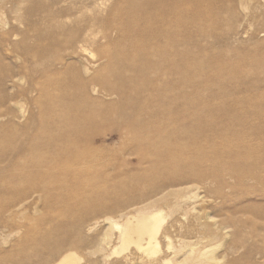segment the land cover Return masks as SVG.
I'll return each instance as SVG.
<instances>
[{
    "label": "rangeland",
    "instance_id": "obj_1",
    "mask_svg": "<svg viewBox=\"0 0 264 264\" xmlns=\"http://www.w3.org/2000/svg\"><path fill=\"white\" fill-rule=\"evenodd\" d=\"M54 1L6 0L0 6V14H3L1 16L3 21H0L1 58L15 68V63L22 64L24 61L15 53L18 51L24 56L26 44L31 45L40 58L43 56L39 67L42 72L32 74L30 71L27 75L24 72L19 73L23 80L17 81V87L24 89L23 98L27 99H17L20 101L18 104L16 101L7 102L6 108L10 109V113L0 117V202L8 200V185L12 179L17 180L19 186L16 190L19 193H22L27 182L32 180L50 179L49 181L58 185L56 186L58 188H51L49 196L42 195L41 192L40 195L36 191L32 192L24 205L13 213L0 212V258L6 257L8 261L6 264H56L65 253L64 250L66 252L72 250L78 255L79 264H140L141 254L133 246L129 251L113 253V249L118 245L116 234H113L110 244H104L103 252L98 251V245L108 228L106 217L119 218V211L134 213L138 205L154 198L149 195L151 187L142 180L133 190L142 196L138 200L141 204L126 203L116 209L110 208L120 196L114 193L113 189L123 179L133 174H143L163 160L159 152L147 156L143 152L133 150V145H146V152L153 151L154 147L150 145H181L178 140L185 141L183 145H218L223 141L224 135L228 136L230 145H236V152L240 151L243 145H264V118L257 117L260 111L264 112V92L257 87L260 82L256 80L260 77L251 70L255 64L264 66V31H260L264 30V25H258V22L245 17L247 12L264 14V1L260 7L249 4L247 9H243L237 0H137L138 4L144 5L152 14L154 22L168 21L170 28L167 29L165 26L157 28L158 25H150L151 19L145 20V16L132 14L128 10L131 5L129 0H90L89 6H84L81 12L71 13L63 10L57 19L50 14L51 9L60 6H53ZM29 8L34 9L32 13L28 12ZM16 15L22 16L23 24L15 21ZM144 25L150 36L157 31L162 32L164 37L169 33L172 37L171 51L174 56L169 68L175 84L172 107L167 112L172 114V117L180 114L186 118L185 121L177 122L170 130L168 143H164L166 138L164 134L155 135L141 142L137 140L135 134H121L119 130L110 127L107 121L112 114L107 111L109 107L119 103L106 96H101L104 98L102 101L98 100L100 94L92 91L89 97L90 104L100 109L102 120L93 121L92 129L67 135L48 130V134L53 138L64 139V144H41L36 138L40 106L45 104L47 107L52 101L48 95L35 99L42 88L49 87L47 83H39L37 90L31 93L26 90L32 85L30 75L36 78L61 75L71 78L74 74L81 73L82 65L79 58H71L66 51L60 53L64 63L53 65L48 54L51 44L60 43L65 37V31L71 27H88L90 39L94 40L88 45L95 54L92 59L90 55V60L93 61L94 58L96 61V65L91 68V76L106 61L102 57L103 48H114L122 44L124 47L127 46L128 35L139 34L141 40L139 31ZM29 29L34 30V36L23 41ZM150 36L146 41V51H151L153 47L163 43V40H154ZM197 55L203 59V66L186 64ZM180 70H185L182 83L177 81L176 77ZM227 75L233 76L234 81L224 83L221 78ZM261 78L264 79V75ZM77 82L74 81V85L71 84L68 89L73 90ZM201 87H210L212 91L197 101L193 100L195 96L202 95ZM240 97L242 102L239 101ZM62 101L58 98L53 103L62 105ZM151 102L143 103V107H152ZM224 103L230 105L231 110L230 116L225 118L218 114V107ZM18 105L23 106L22 109ZM192 105H197V112L201 116L214 109L215 116L220 120L218 125L210 124L204 127L206 136L200 139H195L193 135L185 136V131L193 119L188 112ZM180 108L186 112L179 111ZM154 118L153 122L163 123L161 117ZM44 153L66 155L58 160L54 170L62 171L63 175L64 169L72 168L78 170L77 174L68 178L65 176L51 178L39 170L29 177L18 175L19 171L39 168L30 158ZM20 154L23 155V160L19 158ZM90 156H95L96 160ZM249 165L251 169L260 171L264 176V150H258V154L255 153L253 159H250ZM248 181L242 183L247 184L243 186L240 184L233 192H229L227 197L212 201L214 205L221 203L224 205L222 210L214 212L216 216H221L225 209L231 214L230 221L227 222L231 224L227 229L230 235L219 238L220 242L230 241L234 237L236 225L231 221H235L238 226H255L256 232L264 234V180L251 177ZM98 185L105 190L94 193V188ZM203 190H200L201 193ZM88 192L90 212L82 215L79 211L89 204L85 199ZM20 195L16 196L18 200L22 197ZM163 215L167 220L164 226L169 228L173 250L178 252L177 259H183L187 251L185 244L192 243L203 247L207 240L211 239L202 238L203 234L199 232L196 219L192 215L186 219L177 215L183 225L178 223L175 227L170 226L174 216H171L167 207H163ZM78 222L81 224L79 228L76 227ZM54 226L64 228L73 238V243L63 244L58 251L54 250V243L50 240ZM168 244L169 241L162 237L160 246L162 250L167 251L165 255L170 252L174 254L173 250L168 251ZM20 247L33 248L39 258L19 261L17 255ZM221 251L222 249L218 253Z\"/></svg>",
    "mask_w": 264,
    "mask_h": 264
},
{
    "label": "bare ground",
    "instance_id": "obj_2",
    "mask_svg": "<svg viewBox=\"0 0 264 264\" xmlns=\"http://www.w3.org/2000/svg\"><path fill=\"white\" fill-rule=\"evenodd\" d=\"M5 1L0 0V6ZM262 1L264 0H237L243 9H247L249 4L260 7ZM89 2L90 0H55L53 6H60L51 9L50 14L52 17L54 16V19H57L58 14L63 10L78 13L82 11L84 6H89ZM129 2L131 5L128 10L132 14L145 16V20L151 19L149 24L158 25L157 28L164 26L166 29L170 28L168 21L154 22L152 14L148 12L144 5L138 4L137 0H129ZM16 9L19 10L18 7ZM33 10L29 8L28 12L32 13ZM2 15L0 14V21H3ZM245 15L250 20L258 22V25H264L263 13L247 12ZM14 18L18 24H23L21 15H16ZM260 31L263 32L264 30ZM139 32L141 33V40L138 37L139 34L128 35L127 46L124 47L122 44L121 46H114V48H103L102 57L106 61L91 76V68L96 65V61H94V58L93 61L90 60V55L92 59L95 54L88 45L90 42H94L90 39V29L88 27H71L65 31V37L60 43L53 42L51 44V47L48 48V54L53 65L64 63V59L60 54L62 51L68 52L67 54L71 58H79L82 65L80 67L81 73L74 74L71 78L62 75L51 78L48 76L36 78L30 75L32 85H29L30 87L26 90L31 93L37 90L39 83H47L49 87L42 88L40 86L42 89L35 99L48 95V98L52 101V103H48L47 107H45V104L40 106L39 128L36 138L41 144H64V139L53 138L48 134V130L59 131L67 135L68 133L92 129L94 128L93 121L102 120L100 109L98 110L96 105L90 104L89 97L92 91L100 94L98 100L102 101L104 98L101 96H106L108 99L119 103L109 107L107 111L112 114V117L107 121L110 127L119 130L121 134H135L137 140L141 142L149 140L155 135L164 134L166 135L164 143H168L170 130L175 127L177 122L185 121L186 118L180 114L172 117V114L167 112L172 107L175 84V80L171 79L172 72L169 68L172 65V56H174L171 51L172 37L169 36L170 33L164 37L162 32L157 31L151 33L150 36L145 25ZM31 36H34V30L29 29L23 41ZM148 36L154 40L161 39L163 43L153 47L151 51H146L145 45ZM15 54L18 58L24 60L22 64L15 63V68L7 64L0 56V117L10 113V109L6 108L7 102L16 101L18 104L20 101H17V99L22 100L24 97V89L17 87V81L23 78L19 73L24 72L27 75L30 71L32 74L37 71L42 72L39 67L43 56L40 58L37 51H33L31 45L26 44L24 56L18 51ZM188 62L186 64L195 65L196 67L204 65L203 59L198 55ZM251 70L260 77L256 80L260 82L257 87L263 89L262 92H264V79L261 78L264 75V66L255 64L251 67ZM184 72L185 70L178 71L177 81L183 82ZM221 80L224 83L234 81L233 76L230 75L222 77ZM74 81H78L77 85L73 90H69L68 87ZM202 91V95L195 96L193 100L197 101L203 98L212 91V88L201 87L200 92ZM58 98L63 100L62 105L53 103ZM148 101L153 102L152 107H143V103ZM239 101L242 102L241 97ZM18 106L20 109L23 107ZM229 106L227 103L220 105L218 114L223 118L230 116ZM179 111L186 112L181 108ZM188 112L193 119L191 125L185 131L186 137L193 135L195 139H200L206 136L204 127L210 124L218 125L220 122L219 117L215 116L214 109H210L205 116H201L197 112V105H192ZM154 117H161L163 123L153 122ZM257 117L263 119L264 112L260 111ZM178 142L181 145H150L154 147L152 152H146V145H133V150L143 152L147 156L159 152L163 160L159 164H154L143 174H133L123 179L113 189V192L120 194V196L115 203L108 206L116 209L126 203H138L142 196L133 192V190L142 180H145L151 187L149 195L154 198L149 199L148 202L145 201L146 203L142 202L143 204L138 205L134 213L119 211V218L106 217L108 228L104 233L102 242L98 245V251L103 252L105 250L104 244H110L113 234H116L118 245L113 249V253H120L124 250L129 251L133 246L141 254L140 264H155L158 262L163 264H264V234L256 232L257 228L255 226H238L235 221H231L236 225L234 237L230 241L220 242L219 238L230 235L227 229L231 224L227 222L231 214L225 209L221 216H216L214 212L222 210L223 203L221 205L212 203L215 199L227 197L229 192H233L240 184L250 180L251 177L264 180V176L260 171L251 169L249 165L254 154H258V150H264V145H243L242 149L236 152V145H230L227 135L223 136V141L218 145H183L185 141L178 140ZM64 157L66 155L60 156L54 153L33 155L30 158L31 162L39 168L19 171L18 175L29 177L33 172L36 173L42 170L51 178L55 176H65L67 178L68 176H75L78 172L77 169H64L63 175L62 171L54 170V165ZM90 157L96 160L95 156ZM19 158L23 160V155L20 154ZM49 180L28 181L22 193H19L16 190V187L19 186L17 180L12 179L8 185V200H1L0 212L3 214L5 212L13 213L17 208H21L26 198L35 191L38 192V195L41 192L42 195L49 196L51 188H58L56 187L58 185ZM245 184L247 183L242 184V186ZM103 189L104 187L98 185L94 188V193L102 192L105 190ZM201 189H204V194L201 193ZM19 194L22 197L18 200L16 196ZM85 199L89 204L79 211L82 215L90 212V192L85 195ZM163 207H167L171 216H174L172 222H170L171 227H175L178 223L183 225L179 216L186 219L192 215L196 219L199 232L203 234L202 238L208 237L211 239H208L203 247L192 243L185 244L187 251L184 253L183 259H177L178 252L173 250L174 246L172 245L169 228L164 226L167 220L163 215ZM80 225L79 222L76 223V227L79 228ZM161 236L169 241L168 251L173 250L174 254L170 252L165 255L167 251L162 250L160 246ZM50 240L54 243L53 249L56 251L63 244L73 243V238L66 233V230L58 226L52 227ZM33 248L35 247L33 246ZM33 248L20 247L17 255L18 260L39 258V255L34 253ZM220 249L222 251L218 253ZM68 251L64 250L65 253L55 263L79 264L78 255L72 250ZM127 259L128 257H126ZM7 262L6 257L0 258L1 264Z\"/></svg>",
    "mask_w": 264,
    "mask_h": 264
}]
</instances>
